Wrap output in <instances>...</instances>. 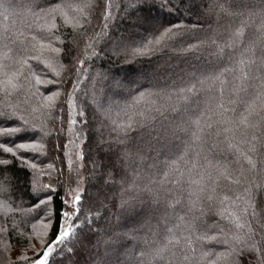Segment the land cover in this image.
<instances>
[{
  "label": "snow or ice",
  "instance_id": "snow-or-ice-1",
  "mask_svg": "<svg viewBox=\"0 0 264 264\" xmlns=\"http://www.w3.org/2000/svg\"><path fill=\"white\" fill-rule=\"evenodd\" d=\"M158 2L162 7L166 6V0ZM46 4L48 0H27L22 3V9L26 11L8 15L10 0H0V19L7 16L9 21L0 28V150L7 154L0 158V196L4 197L0 200V209L5 213V220L0 221V236L10 231L3 224L13 208L5 201L19 191L17 184L22 175L27 189L22 195L33 207L20 210L24 230L21 231L15 221L11 225V234L17 237L20 261L23 264H66L68 254L83 250L90 258L73 264H264V173L258 181L247 176L257 167V161L249 154L256 152L255 140L243 156L247 167L240 165L238 176L228 167L209 162L205 173L207 179H202L196 191L186 199H165L164 211L155 219L152 213L158 211V207L151 209V216L146 214L127 230L116 231L110 223L97 226L95 245H91L85 232V229L93 232L95 224L88 215L96 208V202L88 192L89 187L95 186L94 181L106 178L115 183L121 215L138 205L148 207L150 202L160 205V189L140 185L138 178L129 179L127 172L118 169L122 160L132 159V133H139L141 128L155 121L158 114L204 97L208 119L219 117L225 126L222 130H231L228 113L233 109L228 105L238 102L243 88V83L238 88L235 81L243 82L248 78L243 68L256 49V43L251 39L246 43V29L255 14L248 13V19H245V14L234 11L231 5L225 7L220 0H209L206 14L201 15H206V23H211L212 16L217 19L216 25L204 32L203 37L200 29L177 24L165 27L138 44L115 43L109 49V58L122 63H134L141 57L160 54L168 57L170 51L189 53L195 58L196 63L184 61L185 68L172 79L171 91L142 92L139 89L145 86L138 84L133 89L124 83L126 78L109 74L96 63L100 54H107L103 46L107 41L104 38L109 34L105 30L109 27L107 21L112 18L110 9L115 7L110 0L99 7L92 0H60L54 5ZM105 9L109 11L105 12ZM98 11L104 15L102 26L94 23L100 20ZM260 16L264 21V9ZM60 20L64 25H71L73 30H79L69 34L68 46L64 49L58 46L65 44L58 35ZM221 20H227V23L221 24ZM261 28L264 31V23ZM102 39L103 46L98 54L95 48ZM192 40L197 42L192 43ZM85 41L89 43L81 52L80 45ZM185 44L187 47L183 46ZM89 48L93 51L88 52ZM64 59L67 63L62 62ZM174 66L179 67V64ZM261 71L264 72V68ZM259 79L262 81L259 123H251V126L264 133V76ZM101 84L107 88L104 97H92L101 109L103 102L112 103L111 97L127 95L132 99L122 109L127 116L126 122L115 125L109 133L116 135L108 144L107 170L103 175H97L94 170L89 171L87 165L88 162L93 166L96 164L98 117L86 97L89 85L95 88ZM230 84L226 103L225 93ZM149 86L155 87L156 83ZM135 92L139 94L134 95ZM65 103L66 143L63 142L65 122L61 119ZM110 112L111 107L104 114ZM255 113V104H250L248 115L242 116L241 120L250 123L249 116H255ZM195 124L197 127L209 126L203 118L197 119ZM258 139L264 147V134ZM54 141L58 143L51 151L46 149V144L52 146ZM61 151L68 159L69 173L74 172V177H65V173L55 166L54 157L59 158ZM44 176L50 179L45 182ZM219 177L226 178L228 183L221 182ZM73 179L75 187L71 182ZM257 207L261 209L259 213ZM209 213L219 216L220 220L207 221L205 217ZM28 223H31L30 231L27 230ZM129 241L133 243L129 245ZM93 247L95 251H92ZM8 251L10 246L5 244L4 252ZM28 252L32 255H27ZM0 264L15 262L2 255Z\"/></svg>",
  "mask_w": 264,
  "mask_h": 264
},
{
  "label": "trees",
  "instance_id": "trees-1",
  "mask_svg": "<svg viewBox=\"0 0 264 264\" xmlns=\"http://www.w3.org/2000/svg\"><path fill=\"white\" fill-rule=\"evenodd\" d=\"M10 2L11 8L8 15H13L21 10L26 11V9H22V3H26L27 0H10ZM92 2L99 7V4H107L109 0H92ZM110 2L115 7L110 9L112 18L107 21L109 27L105 30L108 32L109 37L104 38L107 39L104 46L102 39L101 44L95 48V51L100 54L99 49L103 46L107 54L105 56L100 54V60H97L96 63L101 68L107 69L109 74L126 78L124 83L133 89L138 84L145 86L139 89L142 92L159 91L161 89L171 91L172 79L185 68L184 61L191 60V62L196 63L195 58L189 53L170 51L168 57L160 54L155 57H141L140 61L134 63H122L118 59L109 58L111 55L109 49L115 43L138 44L151 35L158 34L165 27H172L177 24L190 25L200 29L203 37L204 32L216 25L217 18L215 16H212L211 23H206V15H201V13L206 14L209 0H166V6L164 7L160 5L158 0H138V2L131 4L128 0H110ZM220 2L225 7L231 5L234 11L244 13L245 19H248V13L255 14L246 29L248 34L246 43L251 39L256 43V49L254 55L247 58L248 63L243 68L244 72L248 74V78L243 82L240 80L235 81L238 88L243 83V88L239 92L238 102L228 105L229 108L233 109V111L228 113V117L232 121L228 128L231 130H222L225 126L219 120V117L214 116L208 119L205 115L207 104L204 101V97H197L186 106L179 105L176 109L165 110L156 116L155 121L141 128L139 133L133 132L132 159L122 160L118 164V169L122 172H127L129 179L136 180L138 178L137 182L140 185L148 184L153 188L160 189L161 203L159 206H155L150 202L148 207L138 205L133 211L121 215L119 191L115 183L108 181L106 178L94 181L95 186L89 187L88 192L92 200L96 202V208L89 212L88 215L89 219L95 221V224L93 225V232L89 233L85 229L91 239V245L96 243L95 231L97 226L102 227L110 223L111 227L116 231L127 230L138 223L146 214L151 216V209L154 207H158V211L152 213L153 218L155 219V216L160 215L164 211L165 199L169 197H183L186 199L190 193L196 191L202 179H207L205 173L209 162L228 167L233 172V175L238 176L239 166L247 167L243 162V156L249 151L254 140L256 152L249 154L257 161V167L254 171L248 172L247 176L252 181H258L262 178L261 174L264 173V163H262L264 161V147H262L258 138L264 133L261 132L260 128H253L251 123H259L258 116L261 109L259 96L262 81L259 77L264 76V72L261 71L264 68V42H262L264 40V31L261 28L264 21L261 20L260 13L264 9V0H220ZM57 3H60V0H48V4L45 6ZM104 11L109 10L105 9ZM97 15L100 16V20L94 21V23L102 26L104 15L100 11L97 12ZM7 23H9L7 16L0 19V28ZM220 23L225 24L227 20H221ZM58 25H60L58 35L61 40H65L64 45L58 46L64 49L68 46L69 34L79 30H73L71 25H64L62 20L58 21ZM208 35L211 36L212 33L208 32ZM191 42L196 43L197 41L192 40ZM87 43L89 41H85L84 44L80 45L81 52L85 51V44ZM183 46L187 47V44ZM87 51L91 52L93 49L89 48ZM61 55H64L63 52ZM92 59H95V57H92ZM62 62L67 63V60L64 59ZM89 64H91V60ZM175 64H179V67H175ZM98 70L101 69L98 68ZM137 75H142L140 81L135 78ZM153 83H156L155 87L149 86ZM230 90L231 84L227 87L225 93L226 103ZM87 92L88 96L86 99L89 105L96 109L97 112L96 136L97 138L99 137L94 156L96 164L93 166L91 162H88L87 167L89 171L94 170L97 175H103L107 170L105 166L108 163V144L114 141L116 135L114 132L111 135L109 133L115 125L126 122L127 116L122 109L126 104L130 103L132 97L127 95L111 97L112 103L103 102V109H101L92 97L103 98L107 88L103 84L97 85L95 88L89 85ZM138 94V92L134 93V95ZM78 95H83V93H78ZM232 98L237 99V97ZM250 104H255L256 113L255 116H249L250 123H245L241 120V117L248 115V105ZM77 106H80L79 101ZM109 107H111V112L109 115H105L104 113ZM200 118L206 120L209 126L205 127L202 124L197 127L195 121ZM61 119L65 122L63 142L66 143L68 139L66 103ZM56 143L58 142L54 141L52 146L46 144L45 147L51 151V148ZM6 155L0 150V158H5ZM41 159L44 158L42 157ZM54 159L55 166L65 173V177L69 175L75 176L74 172L69 173L68 159L63 156L62 151L59 153V158L54 157ZM27 171L31 172V170ZM213 178L216 179L215 176ZM42 179L47 182L50 178L44 176ZM219 179L225 184L228 183V180L224 177H219ZM28 180L30 184L31 175H29ZM54 182L55 179L53 178ZM71 182L73 187H75L74 179ZM17 187L19 191L10 195L5 201L13 208V212L7 214V222L3 224L10 231L0 236V253L9 256L15 264H23L19 257H16L20 256V251L17 237L11 234V225L15 221L20 225V230H24L25 226L21 224L20 210L29 209L33 205L26 196L22 195L27 190L24 186L22 175ZM85 187L88 186L85 185ZM60 191L62 193L63 190L61 189ZM0 200H4V197L0 196ZM100 201L105 207L102 209V214L99 215L100 211L96 209ZM260 210V207H257L258 213ZM154 219L152 220L153 224L156 223ZM205 219L215 223L220 220V217L214 213H209ZM4 220L5 213L3 209H0V221ZM31 222L36 221L32 220ZM137 226L139 227V225ZM27 230H31V223L27 224ZM85 243L87 244L88 240ZM131 243L133 242L129 241V245ZM5 244L10 246V251L7 253L4 252ZM92 251H95L94 247ZM89 258L87 252L78 250L75 254H68L66 263L73 264L74 261H82ZM121 259H124V257H121Z\"/></svg>",
  "mask_w": 264,
  "mask_h": 264
},
{
  "label": "rangeland",
  "instance_id": "rangeland-1",
  "mask_svg": "<svg viewBox=\"0 0 264 264\" xmlns=\"http://www.w3.org/2000/svg\"><path fill=\"white\" fill-rule=\"evenodd\" d=\"M141 77H142V75H140V76L137 75L135 78L137 79V81H140V80H141V79H140ZM96 139L98 140L99 137L97 138V136H96ZM104 207H105V206L102 205V202L100 201V202L98 203V206H97L98 211H100V212H99V215L102 214V211H103L102 209H103ZM99 208H101V209H99ZM16 254H17V253H16ZM19 254H20V253H19ZM27 255L31 256L32 253H31V252H28ZM0 256H2L1 253H0ZM16 257H19V256H16ZM66 264H68V263H66Z\"/></svg>",
  "mask_w": 264,
  "mask_h": 264
}]
</instances>
